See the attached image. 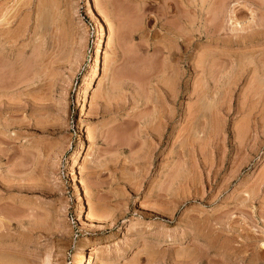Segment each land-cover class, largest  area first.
<instances>
[{
	"label": "rangeland",
	"instance_id": "1",
	"mask_svg": "<svg viewBox=\"0 0 264 264\" xmlns=\"http://www.w3.org/2000/svg\"><path fill=\"white\" fill-rule=\"evenodd\" d=\"M0 74V264H264V0H0Z\"/></svg>",
	"mask_w": 264,
	"mask_h": 264
},
{
	"label": "bare ground",
	"instance_id": "2",
	"mask_svg": "<svg viewBox=\"0 0 264 264\" xmlns=\"http://www.w3.org/2000/svg\"><path fill=\"white\" fill-rule=\"evenodd\" d=\"M91 8V7H90ZM89 10V15L90 16H92L93 17V15H92V12L90 11V9H88ZM24 68H26V67H24ZM26 72V71H25ZM1 75V74H0ZM2 78V77H1ZM23 78V77H22ZM29 79V78H28ZM26 82H27V78H26V80H25ZM1 83V82H0ZM4 83V82H3ZM96 90H97V88H96ZM95 92V91H94ZM11 211V210H10ZM104 247H106V246H104ZM103 247V248H104ZM38 250V249H37ZM99 250H101L99 247H97L96 245H94V246H92V248L90 249V251H89V255H88V257H85L84 256V254H83V249H80V250H78L77 251V253H76V255H77V258H76V262H77V264H84V261H85V259H86V264H90L94 259H93V256L95 255H97L98 254V252H99ZM101 251H103V249L101 250ZM12 262V261H11ZM9 264V263H8Z\"/></svg>",
	"mask_w": 264,
	"mask_h": 264
}]
</instances>
